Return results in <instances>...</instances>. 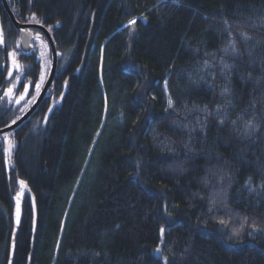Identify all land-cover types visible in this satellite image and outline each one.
I'll list each match as a JSON object with an SVG mask.
<instances>
[{
  "label": "trees",
  "instance_id": "trees-1",
  "mask_svg": "<svg viewBox=\"0 0 264 264\" xmlns=\"http://www.w3.org/2000/svg\"><path fill=\"white\" fill-rule=\"evenodd\" d=\"M7 3L17 21L34 14L51 26L61 52L56 94L89 43L46 127L40 104L7 132L11 156L0 140V264L9 259L18 180L34 194L37 225L31 242L25 191L12 264H164L165 256L169 264H264V0ZM0 18L2 92L9 54L21 48L2 0ZM29 56L17 58L35 79L36 53ZM19 107L6 109L0 128Z\"/></svg>",
  "mask_w": 264,
  "mask_h": 264
},
{
  "label": "water",
  "instance_id": "water-1",
  "mask_svg": "<svg viewBox=\"0 0 264 264\" xmlns=\"http://www.w3.org/2000/svg\"><path fill=\"white\" fill-rule=\"evenodd\" d=\"M3 4L5 6V9L7 10V13L9 15V17L11 18V21L13 22L14 26L17 28V30L19 31L20 28H24L27 29L31 32L30 36H25L23 33H21L19 31L20 34V48L21 49H26L28 52L32 49V42L34 40V33L31 29H39L43 32V34L45 35L49 47H50V52H51V67H50V71L47 77V80L43 86V88L41 89L38 97L36 98V100L34 101V103L30 106V108L19 117V119L16 120V123H11L9 125H7L6 127L0 128V134L8 132L12 129H14L15 127H17L19 124H21L25 119H27L31 113L36 109V107L38 106V104L40 103L41 99L43 98V96L45 95L46 91L48 90V87L50 86L53 78H54V74H55V70H56V65H57V49L54 43V40L50 34V32L48 31V29L42 25V24H37V23H22L16 20V18L14 17L11 9L9 8V5L7 3V0H2ZM93 21V18H92ZM0 27H2V23H1V18H0ZM3 29V28H2ZM92 30V24L90 27V31H89V35L91 33ZM4 32V31H3ZM5 37V35H4ZM88 43H89V38L86 42V46L84 49V54L82 56V60L81 63L73 70V72L67 76L65 82L68 81V79L72 76V75H78L82 64H83V60H84V56H85V51L88 47ZM4 46H0V49H4ZM20 64V61H17ZM11 65L12 62L9 64V67L7 69L6 72V76H5V80L8 81V71L11 69ZM14 73H16L15 71H13V75ZM63 84V91L59 100V105H61L62 100L65 96V93L67 91V83ZM50 108L54 109V105L50 106ZM49 108V109H50ZM49 109L47 110L45 117H47V119L43 120V127H46V124L48 122V119L52 113L49 112ZM5 168H6V173L7 175L9 174V164H8V157L5 156ZM21 180H18V193L14 196L13 198V202H14V206H13V215H12V222H13V230H12V234H11V240H10V250H9V259H8V263L7 264H12L13 261V256H14V251H15V243H16V239H17V235L20 229V225H21V220H22V205H23V197H24V193L25 191L28 192L29 196H30V200H31V206H32V212H33V220H32V238H31V242H33L34 239V235L36 232V225H37V210H36V202H35V197L34 194L32 193V191L29 189V187H27L26 185H24L23 187L21 186V184L19 183Z\"/></svg>",
  "mask_w": 264,
  "mask_h": 264
},
{
  "label": "snow or ice",
  "instance_id": "snow-or-ice-1",
  "mask_svg": "<svg viewBox=\"0 0 264 264\" xmlns=\"http://www.w3.org/2000/svg\"><path fill=\"white\" fill-rule=\"evenodd\" d=\"M144 19H146V17H142ZM29 23L31 22H35L37 24L41 23V21L39 19H36L35 15L33 14L31 16V18L28 20ZM59 23V22H57ZM137 23V20L136 18H133L131 20H129L128 24L125 25L126 28H131V26L135 25ZM51 26H49V31H51ZM134 30V29H133ZM19 31L21 33H23L25 36H30L31 35V32L27 29H24V28H20ZM131 34V32H130ZM34 39L36 40H40V43H41V46L44 47L45 49L47 48V44L45 41H43L39 35V33H37L34 37ZM5 45V37H4V32H3V29L2 27H0V46H4ZM230 46L232 48V51L235 52L236 51V48H235V42L234 41H230ZM16 48L17 49H20V44L17 43L16 45ZM223 51L227 52L228 49L225 48L223 49ZM10 57L12 58V65H11V69L8 71V80H9V84L11 85L10 87H7L5 90H4V93L2 96H0V101H7V104H20L21 101H25V98L26 96H28L29 94V85H32L33 82L32 81H27V83L24 84V91L22 93H20L19 95H16L15 94V91L17 90V86L18 84H20L22 82V79L26 80L27 77L24 75V72H25V66L19 64L16 60V57L17 55H31V52H28L26 49H21L19 53H17L15 50L13 52H11L10 54ZM46 56V52L45 51H41L40 52V56L38 59L40 60H44ZM46 63H50V61L46 62ZM46 63H42L40 64V68H41V71H40V76H39V82L38 83H35L34 84V87H35V91H36V94L39 95L40 93V89H41V86L43 85V83L45 82V79H46ZM205 65L207 66V62H205ZM225 68L229 67L227 64L224 65ZM30 70V66H29V69ZM13 71L16 72V75L13 76ZM67 83V82H65ZM165 90H167V82H165ZM225 92L228 91L227 88H225L224 90ZM35 101V97H32L31 100H28L26 101L27 104H31ZM168 108H174V101L172 100L171 96L168 97ZM25 109L24 108H21L20 111H24ZM206 110V109H205ZM219 110V108H218ZM52 109L50 108L49 109V112H51ZM17 119H19V117H17ZM47 119V117H45V120ZM12 123H16L15 120L12 121ZM221 123H223V120H221ZM233 123H235V121H233ZM246 128H249L251 127V122H249L248 125L245 126ZM5 139H7V137H5ZM250 182H251V178L249 177V180L246 182V184L250 185ZM21 184V186L23 187L24 186V182L23 181H20L19 182ZM262 187H264V185H262ZM251 190V189H250ZM217 201L215 198H210V207H209V211H212V207H215ZM164 212L166 215L170 216L171 213L168 211L167 207L165 206L164 207ZM247 220V218H245V221ZM218 223L227 227V223L225 220L223 219H219L218 220ZM253 230L254 231H262L261 229L257 228L255 225H253ZM160 237H161V242L163 241V236H164V233L166 231V229L161 226L160 227ZM240 231L241 230H236L233 232V236H239L240 235ZM249 236L252 235V233L250 232L248 234ZM232 237H229V240H231ZM161 248L160 247H156L154 252L156 254H160L161 253ZM163 260H164V264H169L168 262V257H163ZM157 264H158V261H157Z\"/></svg>",
  "mask_w": 264,
  "mask_h": 264
},
{
  "label": "flooded vegetation",
  "instance_id": "flooded-vegetation-1",
  "mask_svg": "<svg viewBox=\"0 0 264 264\" xmlns=\"http://www.w3.org/2000/svg\"><path fill=\"white\" fill-rule=\"evenodd\" d=\"M26 23H29V22L27 21ZM31 23H35V22H31ZM31 30H32L33 33H34V37H35V35H36L37 33H39L40 37H41V38L44 37L45 41H46L47 44H48V41H47L45 35L43 34V32H42L41 30H39V29H31ZM35 41H36V39L33 40V49H34V43H35ZM48 47H49V44H48ZM33 49H32V51H33ZM56 49H57V48H56ZM49 50H50V47H49ZM50 56H51V52H50ZM36 57H37V58L35 59V62H36V64L38 65V68H37V73L35 74V76H38V77H36L35 79H33V78H31V77H28L27 80L22 79V82H21L20 84H18V86H17V89H18V88H21V91H19V93H22V92L24 91V84L27 83V81H29V80L33 82L32 85H29V94H28V96H26L25 101H21L20 104H15V103H13V104H7V101H6V100H5V101H0L1 106H3L2 114L0 113V116H3V115H4V112L6 111V109H9V108H11V107H12V109H13L12 111H14L15 108H17V107H19V106H21L20 108L24 107V105L26 104V101L30 100V98H31L32 95L34 94V92H35L34 84H35V83H38V81H39V76H40V71H41V68H40V62H39L38 56L36 55ZM60 58H61V52L57 49V65H56V70H55L54 78H53V80H52L50 86L48 87V90L46 91L45 95L43 96V98L41 99L40 103H39L38 106L36 107V108H38V107L40 106V104L43 106V109H44L43 114H44V115H43V117H42V123H43V120H44L45 114H46L47 110L50 108V106H53V105H54V109H53V111H54L58 106H60L58 103H59V100H60V97H61L62 92H61L60 94H56L55 92H52V90H51V88L53 87V84H54L55 76H57L58 73L62 70V68L58 66V62H59ZM26 60L32 61V58H31L29 55H27V59H26ZM17 61H20V60H17ZM11 62H12V60H9L8 65H7V69H8L9 64H10ZM37 62H38V63H37ZM20 64L24 66V63H22L21 61H20ZM28 64H29V63H28ZM50 67H51V60H50L49 69H50ZM7 69H6V72H7ZM48 71H50V70H48ZM72 72H73V71L66 73L65 76H69ZM5 75H6V73H5ZM15 75H16V73H14L13 76H15ZM24 75H25V74H24ZM58 76H59V75H58ZM65 80H66V79H65ZM7 82H9V80H8ZM45 82H46V81H45ZM45 82H44V84H45ZM64 82H65V81H64ZM64 82L61 83V84H62V91H63V84H64ZM10 86H11V85H10L9 83H7V85L3 87L4 89L2 90V92L0 91V96H2L3 93H4V90H5L7 87H10ZM43 86H44V85H43ZM43 86H41V89L43 88ZM15 94H18V90L15 91ZM18 95H19V94H18ZM35 99H36V98H35ZM27 109H28V108H27ZM27 109H26V110H27ZM26 110H25V111H26ZM35 110H36V109H35ZM35 110H34V111H35ZM25 111H24V112H25ZM34 111H33V112H34ZM53 111H52V113H53ZM24 112H22L21 115H22ZM33 112H32V113H33ZM32 113H31V114H32ZM52 113H51V114H52ZM21 115H20V116H21ZM50 116H51V115H50ZM18 117H19V116H18ZM16 119H17V118H15V119H13V120H16ZM49 119H50V117H49ZM49 119H48V121H49ZM13 120H12V121H13ZM12 121H11V123H12ZM47 123H48V122H47ZM46 125H47V124H46Z\"/></svg>",
  "mask_w": 264,
  "mask_h": 264
},
{
  "label": "rangeland",
  "instance_id": "rangeland-1",
  "mask_svg": "<svg viewBox=\"0 0 264 264\" xmlns=\"http://www.w3.org/2000/svg\"><path fill=\"white\" fill-rule=\"evenodd\" d=\"M43 41H45V39H44V37L43 38H41ZM46 42V41H45ZM19 43H20V37H19ZM46 44H47V42H46ZM32 46H33V42H32ZM32 49H33V47H32ZM41 51H45L46 52V56H45V58H44V60L42 61V60H40L39 59V62H40V64H42V63H46V62H48V61H50L51 60V56H50V50H49V47H48V44H47V48L45 49L44 47H42L41 46V43H40V40H36L35 41V43H34V49H33V51L31 50L30 52H35L36 53V55L38 56V58H39V56H40V52ZM10 60H12V58H10ZM16 60H19L17 57H16ZM49 65H50V63H46V69H45V71H46V79H45V81L47 80V77H48V74H49V71L48 70H50L49 69ZM39 82V81H38ZM43 85H44V83H43ZM42 85V86H43ZM40 91H41V89H40ZM32 97H35V98H37L38 97V95L36 94V91L34 92V94L32 95ZM32 97L30 98V100L32 99ZM36 100V99H35ZM34 103V102H33ZM33 103H31V104H25L24 105V107H22V108H24L25 110L28 108H30V106L33 104ZM21 107V106H20ZM19 107V109H21ZM27 109V110H28ZM24 110V111H25ZM26 110V111H27ZM23 111V112H24ZM25 111V112H26ZM21 113H22V111H20ZM24 112V113H25ZM23 113V114H24ZM22 114V115H23ZM21 115V114H20ZM20 115H19V117H20ZM17 120V119H16ZM15 120V121H16ZM5 137H7V139H5ZM0 140H4V142H5V152H6V154H8L9 156H11V153H12V148L14 147V144H13V142H12V140H11V135L9 134V133H7V132H5V134L4 133H2V134H0Z\"/></svg>",
  "mask_w": 264,
  "mask_h": 264
}]
</instances>
